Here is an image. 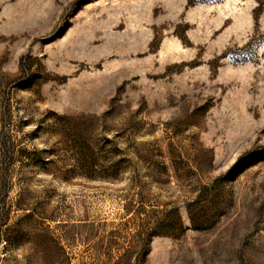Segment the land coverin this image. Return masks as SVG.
<instances>
[{
    "label": "rangeland",
    "instance_id": "374dc122",
    "mask_svg": "<svg viewBox=\"0 0 264 264\" xmlns=\"http://www.w3.org/2000/svg\"><path fill=\"white\" fill-rule=\"evenodd\" d=\"M0 264H264V0H0Z\"/></svg>",
    "mask_w": 264,
    "mask_h": 264
}]
</instances>
